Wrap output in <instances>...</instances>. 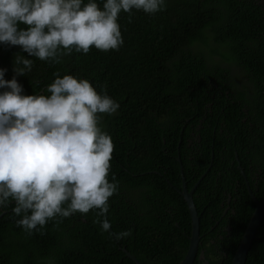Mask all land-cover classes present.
<instances>
[{"label": "trees", "instance_id": "obj_1", "mask_svg": "<svg viewBox=\"0 0 264 264\" xmlns=\"http://www.w3.org/2000/svg\"><path fill=\"white\" fill-rule=\"evenodd\" d=\"M96 2L102 8L106 0ZM165 3L155 14L121 11L119 50L74 51L62 64L0 43L6 80L17 53L33 60L31 72L16 77L24 94H48L59 71L98 92L106 85L119 103L101 125L115 145L109 180L119 181L107 218L111 232L131 229L110 239L92 210L29 236L11 204L0 210V264H135L125 251L141 264H178L190 233L179 166L186 190L206 170L191 193L199 235L192 264H230L254 208L248 189L264 196V3ZM244 264H264V214Z\"/></svg>", "mask_w": 264, "mask_h": 264}, {"label": "clouds", "instance_id": "obj_2", "mask_svg": "<svg viewBox=\"0 0 264 264\" xmlns=\"http://www.w3.org/2000/svg\"><path fill=\"white\" fill-rule=\"evenodd\" d=\"M165 8V0H106L102 8L96 0H0V43L62 64L74 51L119 50L122 10L155 14ZM32 67V59L17 53L12 79L0 68V210L14 204L12 213L21 217L15 223L29 236L44 234L49 221L58 227L92 210L93 223L110 239L131 236V229L111 232L107 218L119 181L114 174L109 180L115 145L101 125L119 103L106 85L98 92L88 79L59 71L48 94H24L16 77Z\"/></svg>", "mask_w": 264, "mask_h": 264}, {"label": "water", "instance_id": "obj_3", "mask_svg": "<svg viewBox=\"0 0 264 264\" xmlns=\"http://www.w3.org/2000/svg\"><path fill=\"white\" fill-rule=\"evenodd\" d=\"M206 171V170H205ZM205 171L199 176V178L194 182L193 186L190 190H186L184 179L182 176V170L181 166H179V173L181 178V189L178 190V193L182 196L188 214L190 218V233L188 236V245L186 248V251L181 258V260L178 262V264H192L196 249H197V243L199 239L198 235V217L196 214V210L194 207V204L192 202L191 193L193 188L196 186V184L199 182V180L204 175ZM248 193L250 197L252 198L254 202V208L253 211L248 219V222L246 226L243 229L242 236L240 238V241L233 253V256L231 258L230 264H244L245 257L247 250L249 248L250 242L254 238L256 228L264 214V196L257 200L254 195L251 193V191L248 189ZM125 255L131 258L135 264H141L138 260L134 258L130 253L125 251ZM200 257V255H199Z\"/></svg>", "mask_w": 264, "mask_h": 264}, {"label": "flooded vegetation", "instance_id": "obj_4", "mask_svg": "<svg viewBox=\"0 0 264 264\" xmlns=\"http://www.w3.org/2000/svg\"><path fill=\"white\" fill-rule=\"evenodd\" d=\"M258 3H264V0H256Z\"/></svg>", "mask_w": 264, "mask_h": 264}]
</instances>
